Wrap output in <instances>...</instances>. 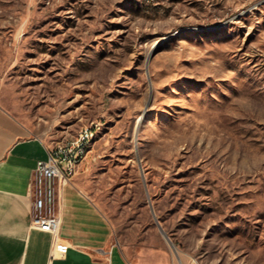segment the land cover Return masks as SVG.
<instances>
[{
    "label": "rangeland",
    "instance_id": "obj_1",
    "mask_svg": "<svg viewBox=\"0 0 264 264\" xmlns=\"http://www.w3.org/2000/svg\"><path fill=\"white\" fill-rule=\"evenodd\" d=\"M0 105L126 264H264V0H0Z\"/></svg>",
    "mask_w": 264,
    "mask_h": 264
},
{
    "label": "crops",
    "instance_id": "obj_2",
    "mask_svg": "<svg viewBox=\"0 0 264 264\" xmlns=\"http://www.w3.org/2000/svg\"><path fill=\"white\" fill-rule=\"evenodd\" d=\"M50 147L0 105V264H126L109 245L105 213L90 196L66 183L60 190L59 237L70 245L53 249V235L32 227L30 183Z\"/></svg>",
    "mask_w": 264,
    "mask_h": 264
},
{
    "label": "built area",
    "instance_id": "obj_3",
    "mask_svg": "<svg viewBox=\"0 0 264 264\" xmlns=\"http://www.w3.org/2000/svg\"><path fill=\"white\" fill-rule=\"evenodd\" d=\"M98 129L97 124L85 125L75 137L49 148L48 158L38 160L30 183V192L34 196L32 227L52 233L53 249L57 247L62 253L70 244L62 240L58 233L60 190L86 159V142L89 136L96 135Z\"/></svg>",
    "mask_w": 264,
    "mask_h": 264
},
{
    "label": "bare ground",
    "instance_id": "obj_4",
    "mask_svg": "<svg viewBox=\"0 0 264 264\" xmlns=\"http://www.w3.org/2000/svg\"><path fill=\"white\" fill-rule=\"evenodd\" d=\"M94 138H95V136H89V139H88V141L86 142V146H85V153H86V154H88L89 149H90V146H91V144H92ZM167 240H168V239H167ZM168 241H169V240H168ZM169 242H170V241H169ZM170 244H171V242H170ZM56 250H58L57 247H56Z\"/></svg>",
    "mask_w": 264,
    "mask_h": 264
},
{
    "label": "water",
    "instance_id": "obj_5",
    "mask_svg": "<svg viewBox=\"0 0 264 264\" xmlns=\"http://www.w3.org/2000/svg\"><path fill=\"white\" fill-rule=\"evenodd\" d=\"M159 228L161 229V231L163 232V234H165L166 238L170 241L169 237L166 235V233L164 232V230L162 229V227L160 225H159ZM171 245L174 246V244L172 242H171Z\"/></svg>",
    "mask_w": 264,
    "mask_h": 264
}]
</instances>
